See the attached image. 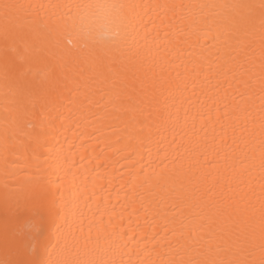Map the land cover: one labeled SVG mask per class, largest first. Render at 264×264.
I'll use <instances>...</instances> for the list:
<instances>
[{
    "label": "snow or ice",
    "instance_id": "obj_1",
    "mask_svg": "<svg viewBox=\"0 0 264 264\" xmlns=\"http://www.w3.org/2000/svg\"><path fill=\"white\" fill-rule=\"evenodd\" d=\"M0 264H264V0H0Z\"/></svg>",
    "mask_w": 264,
    "mask_h": 264
}]
</instances>
